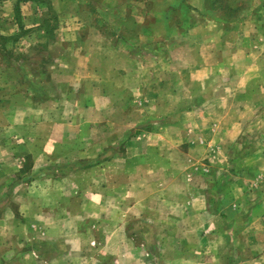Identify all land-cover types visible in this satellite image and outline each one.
Returning a JSON list of instances; mask_svg holds the SVG:
<instances>
[{
	"label": "rangeland",
	"instance_id": "rangeland-1",
	"mask_svg": "<svg viewBox=\"0 0 264 264\" xmlns=\"http://www.w3.org/2000/svg\"><path fill=\"white\" fill-rule=\"evenodd\" d=\"M0 264H264V0H0Z\"/></svg>",
	"mask_w": 264,
	"mask_h": 264
}]
</instances>
